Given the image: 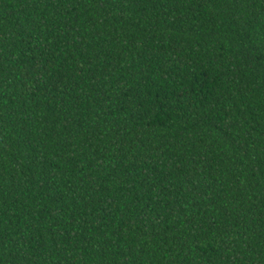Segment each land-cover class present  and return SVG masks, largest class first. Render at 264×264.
<instances>
[{
    "label": "trees",
    "instance_id": "obj_1",
    "mask_svg": "<svg viewBox=\"0 0 264 264\" xmlns=\"http://www.w3.org/2000/svg\"><path fill=\"white\" fill-rule=\"evenodd\" d=\"M0 264H264V0H0Z\"/></svg>",
    "mask_w": 264,
    "mask_h": 264
}]
</instances>
